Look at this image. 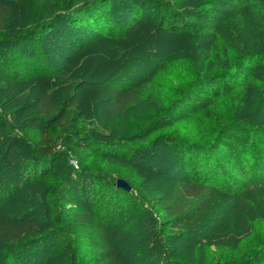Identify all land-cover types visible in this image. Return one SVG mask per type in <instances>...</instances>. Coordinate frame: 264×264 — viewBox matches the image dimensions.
Listing matches in <instances>:
<instances>
[{
    "label": "rangeland",
    "instance_id": "374dc122",
    "mask_svg": "<svg viewBox=\"0 0 264 264\" xmlns=\"http://www.w3.org/2000/svg\"><path fill=\"white\" fill-rule=\"evenodd\" d=\"M103 2L109 19L104 34L88 27L90 22L80 27L53 14L45 38L35 42L34 69L21 70L27 83L0 75V164H5L0 216L33 222L40 229L21 248L0 240V264L105 263L99 260L103 241L86 238L76 260H68L71 250L61 259L55 256V249L64 248L59 241L68 236H76V245L79 237L98 236L90 233L91 222L75 227L70 206L60 199L65 191L56 195L70 177L79 180L73 188L80 207L75 212L94 215L98 205L110 211L108 227L115 232L106 245L123 253L122 264H206L217 250L235 248L249 236L264 239V0L245 6L240 0H173L170 10L155 0ZM57 3L70 19L86 16L73 14L78 0ZM0 4L10 9L0 29L1 62L15 52L25 0ZM132 19L139 23L126 35ZM179 22L185 32H169ZM77 30L79 37L73 35ZM259 40L262 50L255 52ZM40 71L58 79L52 85L49 79H34ZM236 73L247 75L244 84L236 83ZM140 84L137 103L115 115L106 110L110 89ZM48 87H57V110L77 104L61 124H46L54 150L66 158L54 165L52 177L36 180L25 168L15 174L17 166L10 170V165L17 161L23 167L38 155L37 129L43 123L35 109ZM11 138L23 146L13 147L4 161ZM249 170L259 175L249 176ZM117 179L127 182L128 195L113 196ZM192 179L215 184L221 193L202 210L193 204L183 228L160 235L157 229L169 220L161 205L175 184ZM49 196L51 213L41 201ZM52 217L63 219V235L54 243L44 238L55 233ZM36 249L48 251L43 256Z\"/></svg>",
    "mask_w": 264,
    "mask_h": 264
},
{
    "label": "trees",
    "instance_id": "16d2710c",
    "mask_svg": "<svg viewBox=\"0 0 264 264\" xmlns=\"http://www.w3.org/2000/svg\"><path fill=\"white\" fill-rule=\"evenodd\" d=\"M78 1H80L81 4L73 10V14H75V16L86 14L85 18H83V21H75L73 19H70V17L68 16L72 15H70V13H67V11L60 10L62 8L58 6V0H25V12L16 31V38L14 40V42L16 43H14L15 45H13L15 46V52L12 50L11 52H9L10 56L6 55V57H8V61L0 62V75L7 76L14 81L19 80L20 78L25 81V78L21 77V70L25 67L27 69H34V63L32 59L34 60L33 52L35 51L36 43L38 41L41 42L45 38L46 30L50 29L48 26V29H45V25H47V19L49 18V16L53 14H55L59 18H64V21L66 22H77L76 25H79L80 27L82 24L90 22L89 24H87L88 27H92V29L94 31H97L99 34H104L106 25L109 22V19H106L103 13L106 7V3L103 2V0H97L94 3L90 2L89 0ZM155 1L164 6L167 10H170V8L174 5L173 0ZM240 1L243 2L244 6L252 2V0ZM177 8L180 7L177 5ZM87 14H89L91 18H88L89 16H87ZM182 14L186 17L189 16V12L187 11L183 12ZM9 15L10 9L4 4H0V29L4 27L6 19ZM136 15L134 14L133 17L136 18ZM75 16L72 18H75ZM138 23L139 22L137 21V19H132V21H130L129 25H127L126 27L125 34L131 35L136 29ZM181 24L182 23L179 22V24L177 23V25H172L169 32L177 31V33L179 34L184 33L185 28L181 26ZM73 35L75 37H79L78 30ZM262 45V40H259L258 42L254 43L253 48L255 49V52H259V50H262ZM230 58L231 57L229 56V59ZM11 61H16L14 63L15 65H12ZM18 62L22 63V65L18 64ZM246 62L248 61L244 60V63ZM262 64L264 67V60ZM41 74L42 75H35L34 79L36 77H43L49 79L51 85L53 82L56 81V79H58V76L55 74L48 75L42 72ZM246 76L247 75L244 74L237 75L236 77L232 75V77H235L236 83L238 85H242L246 82ZM24 83H27V81H25ZM143 85L140 84L125 90L110 89V98L106 104V110L113 115L126 111V109L130 105H133L139 101ZM62 86L63 85L61 84L60 87ZM56 88L57 87L54 88V91L49 87L45 88L41 92L37 100V105L35 109L36 114L39 116L40 120L43 123V125H41L37 129L38 136L35 144L38 155L37 157H32L30 162H26L25 164H23V167L22 164L18 165L17 161L15 162L16 164L12 163L10 165V170L17 166L16 168H14L16 170L15 174H19L20 169L25 168L27 172L32 174L33 178L36 180L48 179L49 177H52L55 172L56 167L54 165L57 163H62L66 158L63 153L54 150L56 144L55 141L51 138V136L48 135V125L46 124H49L51 122L61 124L68 116L69 112L67 110H69L72 105L76 106L77 103H69V108L66 111H64L66 108L64 105L61 107L60 110H57L56 96L54 93L56 91ZM21 146H23L22 141L17 138H11L8 146L5 147L4 151L6 152V154L3 157V160H6L10 150L13 147ZM251 166H253L252 169H255L254 165ZM4 169L5 164H2L1 161L0 171ZM247 174L253 177L259 175L257 174V172L254 173V171L251 170L247 171ZM78 182V179H73L72 177L65 179L61 185V188L56 191V195L61 194V192L65 191L64 195L60 196V199L62 200L64 206H70V209L68 211L73 212L71 217L73 224H75V227L79 224L86 225L91 222L93 223V225L89 228V231L90 233H97L98 236L86 235L79 237L80 239H78V245L75 244L76 236H73L72 239H70V237L68 236L65 238V241H59L58 245L64 243V248L60 249L58 247V249H55V256H58V258L61 259L67 252H69V250H71L68 253V260L69 258H74V260H76L79 251L78 246H81V241L85 240L86 238L89 242L103 241L98 245V247L101 248L99 252V260L105 261L104 264H122L123 253L116 247H108L106 245V241L110 242V237L115 232V230H113L114 228L110 229L108 227L111 222V219L109 217L110 211L105 213L102 210L105 206L100 205L102 207L101 208L98 205V209L94 215L91 214L89 211L75 212L74 209L78 210L80 208L79 200H77V197L74 196L77 192L75 189H73ZM7 184L9 185V183ZM114 187V193H112L113 196L115 194L118 195V193L128 195L127 191L120 189L116 186ZM220 193L221 192L218 186H216L215 184H208L206 180L200 181L197 179H192L175 184L170 191L169 197L161 205L162 211L169 218V220L162 223L161 227L157 229L159 234L165 236L168 230L183 228L184 224L189 221L192 217L190 215L191 212L189 211V209L193 204L195 205L196 210H202L213 197L219 195ZM51 200V196H49V198L41 197V201L44 204L45 212H52L51 210L53 204L51 203ZM101 210L103 211V213ZM58 213L61 214L60 211ZM21 220L22 219L12 220L0 216V240L4 241L6 244L13 246L15 244L17 248H21L20 245L23 244L25 240H27V237L30 238L38 234L40 229L35 223ZM61 224H63V219H60L58 217H52L51 225L54 226L55 233H51L50 235L48 234V236H44V238H49L54 243L55 238L60 235H63L59 227ZM72 246H74L73 249H66L67 247L72 248ZM15 250L23 251L24 249ZM37 251L38 254L40 252L44 256L47 253L46 251H48V249H36V252ZM213 256V261L206 264H264V239L259 238L258 240H255L253 236H249L246 238V240H244L241 245L235 248L228 247L225 250H217V252Z\"/></svg>",
    "mask_w": 264,
    "mask_h": 264
},
{
    "label": "water",
    "instance_id": "95a60500",
    "mask_svg": "<svg viewBox=\"0 0 264 264\" xmlns=\"http://www.w3.org/2000/svg\"><path fill=\"white\" fill-rule=\"evenodd\" d=\"M115 186L118 187V188H120V189H123V190H125V191H127V192L130 191V187H129V185L127 184L126 181H124V180H122V179H117V180L115 181Z\"/></svg>",
    "mask_w": 264,
    "mask_h": 264
}]
</instances>
